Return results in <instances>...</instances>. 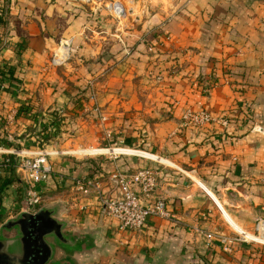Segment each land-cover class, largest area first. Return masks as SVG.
<instances>
[{"label": "crops", "instance_id": "crops-1", "mask_svg": "<svg viewBox=\"0 0 264 264\" xmlns=\"http://www.w3.org/2000/svg\"><path fill=\"white\" fill-rule=\"evenodd\" d=\"M76 4L0 0V14L8 12L0 64L12 66L15 77L6 79L7 92L0 90V115L17 111L5 135L13 146H0V158L4 151L41 150L37 133L60 110L82 128L111 126L115 144L129 148L74 149L69 153L79 157L117 155L64 154L52 164L49 180L38 187L46 200L40 209L55 210L71 240L55 247V263L264 264V246L240 240L264 219V0H189L171 19L154 10L124 31L115 19L104 23L101 8ZM87 28L94 33L85 35ZM63 39H73L74 57L65 68H52ZM103 50L113 68L96 87L94 105L78 97ZM188 110L224 117L229 125L185 126ZM100 114L108 122L100 123ZM140 168L159 171L156 195L179 222L150 217L140 231H120L105 215L99 193L117 195L111 176ZM81 178L97 188L79 191ZM26 189L16 165L3 169L0 229L23 213ZM220 237L236 240L227 250Z\"/></svg>", "mask_w": 264, "mask_h": 264}, {"label": "built area", "instance_id": "built-area-1", "mask_svg": "<svg viewBox=\"0 0 264 264\" xmlns=\"http://www.w3.org/2000/svg\"><path fill=\"white\" fill-rule=\"evenodd\" d=\"M111 12L116 18L125 16L126 11L121 3H114L111 6ZM72 39H65L60 41L59 49L62 50L63 55H59V49L51 60L52 64H59L65 62L70 58L74 48L72 46ZM160 79V76H159ZM4 86L1 87V90ZM17 115L16 110L10 111L4 116L5 125L3 127L12 126ZM185 126L202 127L207 124H220L228 126L229 121L224 117H214L207 111H186L183 115ZM126 149V148H123ZM129 149V148H127ZM5 153L15 154L18 156L26 155V158L16 164L18 171H20L27 182V189L23 200L22 211L34 214L40 208L44 201L43 194L39 190V185L46 183L53 173V165L49 158L52 156L51 152L40 150L38 152L30 151H4ZM59 155L58 151H54ZM123 155H134L128 153H120ZM146 158L145 156H142ZM9 160L0 158V174L8 165ZM158 170L152 168H140L133 173L116 172L111 178L117 186V195L105 196L100 192L101 204L105 215L112 217L118 221V228L120 231H140L147 223L148 218L157 217L163 220L179 222L175 214L170 210L166 199L163 196H157L156 191L159 186ZM97 183L91 178H81L76 181V188L79 191L87 192L90 188H97ZM247 234H244L240 240L248 243H256L264 245V219H260L256 226L255 240L248 239ZM207 240L211 241L214 235L207 233ZM221 242L225 248L229 250L231 244L235 242V238L220 237Z\"/></svg>", "mask_w": 264, "mask_h": 264}, {"label": "rangeland", "instance_id": "rangeland-1", "mask_svg": "<svg viewBox=\"0 0 264 264\" xmlns=\"http://www.w3.org/2000/svg\"><path fill=\"white\" fill-rule=\"evenodd\" d=\"M74 1L76 3L77 6L80 7H88L90 8V6L92 7H99L102 10H104V17H103V21L105 23V20L109 18V20L115 19L114 22L118 23L117 24V28L120 29H129L131 30V27L138 24L141 20L145 19L146 16H148L151 12L154 13L157 10H166L163 11V15L168 16L169 19H171V15L174 14L178 8H180L183 5H186L189 0H71ZM114 3H124L123 6L125 8L126 14L125 16H121V18H116L115 15H113V13L111 12V6ZM155 10V11H154ZM155 14V13H154ZM102 21V18L100 19ZM107 25H109V29L113 28L111 22L107 23ZM132 25V26H131ZM129 26V27H128ZM131 26V27H130ZM88 32H91L92 34L94 32H92L89 28L86 29L85 31V35H89ZM65 40V39H63ZM73 40V39H72ZM62 41V40H61ZM60 43V42H59ZM72 46H73V42H72ZM110 48V46L108 44H106L105 48ZM74 48V47H73ZM59 49V45H57L56 49L53 52V55L50 59V66L52 68H65L67 67V65L72 61L73 57H74V52L71 53L70 58L65 61V62H60L59 64H55L53 65L51 60L54 56V53H56ZM62 49V48H61ZM59 49V55L62 56L63 52L62 50ZM103 53L101 54L100 58L96 61L95 63L99 66V68L101 67V65H99L101 63H105L104 64V69L102 70V68H93V70H95L92 74L91 78H88L84 87H82L80 93H79V97L78 99H84L87 100L89 102H93L94 105H98L96 104L97 102V91H96V87H98V84L100 83V80L102 79V77L104 76V78L106 77L107 73L109 71H111V68H113V62H110V60L108 59L106 62L104 61L106 58V56L103 58V55H105L106 50L102 51ZM105 52V53H104ZM104 59V60H103ZM94 63V62H93ZM152 74H155V72L152 70L151 72ZM158 80L159 77H158ZM83 92H87L88 95H80ZM99 108L95 107L93 112L96 113V111H98ZM99 112V111H98ZM52 113V112H51ZM49 113V115L51 114ZM58 113V118L61 120H57V122H59V131H56L55 129L53 130V135L52 137H48L50 136L48 133V135L46 134V137H48L49 139L45 141V145L44 147H42V151L46 150V151H58L59 155H52L49 160L50 162L53 164L55 161L60 160L61 158L64 157L65 155L71 156V157H75L78 158L80 160H91L94 159L96 157L99 156H112V155H117V154H112V153H104V154H98V155H85L82 157L73 155L71 153H69V151L74 150V149H95V148H99V149H116V148H127L125 146H122L121 144H115L116 140L114 139V136L116 135V130H114L111 126H107L103 125L102 128L100 129L98 127V129L96 127H86V128H82L77 126V122H76V118H72L70 120H68L67 115L64 113L63 110H60V112ZM89 115V114H88ZM51 118V117H49ZM67 118V119H66ZM100 121V123L104 122H108V117L105 115L100 114L99 117H97ZM89 120V122L94 121L95 123V118L94 117H88L86 118ZM48 120V118H47ZM16 122V121H15ZM14 122V124H15ZM102 123V124H104ZM12 125L13 127H15V125ZM12 126H5L2 127V131H5V133H7V130L10 129V127ZM12 127V129H13ZM54 127H56V124L51 126V128L53 129ZM28 131H31V134L33 132V129H29L27 130V133H29ZM55 132V133H54ZM100 135V136H99ZM99 137V142H96V137ZM118 143V142H117ZM20 151V150H18ZM22 151H26V149H23ZM40 151V150H39ZM28 155V154H26ZM26 155L23 154L22 156H17V162H21L23 160V158H26ZM134 156H138V155H134ZM147 158V157H146ZM149 160H154L155 159H149ZM44 201H46L44 199ZM41 204V206L44 205V202ZM260 245V244H259ZM264 246V245H261Z\"/></svg>", "mask_w": 264, "mask_h": 264}, {"label": "water", "instance_id": "water-1", "mask_svg": "<svg viewBox=\"0 0 264 264\" xmlns=\"http://www.w3.org/2000/svg\"><path fill=\"white\" fill-rule=\"evenodd\" d=\"M64 227L50 208L21 213L0 229V264H56L55 247L71 243ZM7 232L16 235L6 238Z\"/></svg>", "mask_w": 264, "mask_h": 264}, {"label": "trees", "instance_id": "trees-1", "mask_svg": "<svg viewBox=\"0 0 264 264\" xmlns=\"http://www.w3.org/2000/svg\"><path fill=\"white\" fill-rule=\"evenodd\" d=\"M7 10L3 9V11H1L0 14V27L2 29L6 28L7 25ZM2 36H6V31L4 30V33H2ZM13 68L10 65L4 64L1 65L0 64V90L1 87L4 86V89L2 91L7 92L10 89V84H6V79H8V81L11 83L12 79H14V73H13ZM52 120L48 121L47 123L45 122L43 124V126L41 127L42 130L40 131V133H37V135L39 136L37 141L39 143L40 148L42 149V147H44V143L46 140H48L50 137H52L53 135V130L55 129L56 131H59V122H57V120H61V118H58V113H51L50 114ZM49 123L55 125L56 127H54L53 129L49 126ZM5 125V121H4V117L3 115H0V146H4V147H8V146H13V144L8 141L6 139V133L5 131H2V127ZM49 134L50 136L46 137V134ZM55 133V132H54ZM47 134V135H48ZM3 159H7L9 160L8 162V166L5 169H9L10 167L15 166L18 162H17V156L13 155V154H6L4 155Z\"/></svg>", "mask_w": 264, "mask_h": 264}, {"label": "bare ground", "instance_id": "bare-ground-1", "mask_svg": "<svg viewBox=\"0 0 264 264\" xmlns=\"http://www.w3.org/2000/svg\"><path fill=\"white\" fill-rule=\"evenodd\" d=\"M247 234V233H246ZM248 239H252V240H255V236L252 235V234H247L246 235Z\"/></svg>", "mask_w": 264, "mask_h": 264}]
</instances>
